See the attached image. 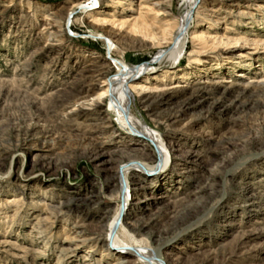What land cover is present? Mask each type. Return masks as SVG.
Returning <instances> with one entry per match:
<instances>
[{
  "label": "rangeland",
  "instance_id": "1",
  "mask_svg": "<svg viewBox=\"0 0 264 264\" xmlns=\"http://www.w3.org/2000/svg\"><path fill=\"white\" fill-rule=\"evenodd\" d=\"M76 1L0 0V264H142L101 242L125 197L116 169L163 161L105 98L89 102L118 75L113 58L152 66L129 111L160 131L171 161L155 179L130 175L143 186L123 239L169 264H264V0H199L175 65L155 57L183 0H98L68 20ZM82 89L87 102L74 99Z\"/></svg>",
  "mask_w": 264,
  "mask_h": 264
},
{
  "label": "bare ground",
  "instance_id": "2",
  "mask_svg": "<svg viewBox=\"0 0 264 264\" xmlns=\"http://www.w3.org/2000/svg\"><path fill=\"white\" fill-rule=\"evenodd\" d=\"M186 4V11L184 13L178 15L176 21V27L173 34H170L168 40V46H164L165 48L163 51L155 57V60L159 65L162 63H169L171 65H175L178 61H180L182 55H184L185 45H186V37L187 31L190 22L193 20V12L197 8V3L199 0H183ZM159 3V2H156ZM98 5V0H77L73 3L69 8L68 20L72 18L73 14L77 12V9H85V8H93ZM184 7V6H183ZM157 15L161 13V11L156 10ZM161 15V14H160ZM139 20V19H138ZM137 20V21H138ZM140 21V20H139ZM140 24V23H139ZM141 27L145 29L149 27L147 22H143L141 20ZM151 30L152 36L156 38V36H160V39L157 40L160 43V40L165 38L167 34L166 29H159ZM148 30V29H147ZM92 33V32H91ZM93 36L99 37L103 36L102 33L96 31L92 33ZM106 35V34H105ZM115 37V36H114ZM107 39V48H109L110 52L113 49V41L110 35L105 37ZM240 40V39H237ZM260 42H264V40L259 39ZM113 64L116 66L117 70L119 71L116 77L106 78L104 81V85H97V92L95 93V100L90 102L91 106L95 103H100V100L103 99L107 102L106 109L107 113L115 118L117 124L124 129L125 131L131 133L129 134L132 138L133 134L144 136V138L149 141L151 144L158 150V154L161 155L163 161L160 165L152 168L149 167L145 174V169L142 168L144 166L142 163L138 162H124L121 166L116 169V176H117V187L119 191H124L125 197L120 204L118 205L117 209L113 213L112 217L108 219L106 223V229L103 232L104 239L101 242L104 243L107 250L112 252L113 254H123L124 251L132 252L135 257L136 261L141 262L142 264H169L167 263L165 257L159 254L157 249H150L144 246H136L129 244L125 241L120 234V230L124 227V220L127 218L129 214L128 209L133 204V196L136 194V189L138 187L143 186L142 184L136 185V182L129 181L130 175L134 173H141L147 178L155 179L157 176V171H161L165 167H169L171 165V161L169 160L170 157L168 156L166 150V142L160 131L153 130L144 120L136 117L129 111V96L128 91L130 88H136L137 86H141L142 89H148L147 85L138 83L136 84V80L138 75L145 73L146 71L153 70L152 66H130L123 62L122 60H117L113 58ZM155 68V67H154ZM173 68V67H172ZM168 67L164 69V73L168 71ZM104 72V71H103ZM155 74V73H154ZM155 74L154 76H156ZM148 75L144 76L145 81L147 82ZM155 79V77H153ZM249 85V84H248ZM96 86V87H97ZM246 87L247 84H246ZM245 87V88H246ZM88 91L87 90H80L74 96L75 101H86ZM168 92H161L160 95L166 96ZM159 95V96H160ZM158 97V96H156ZM87 102V101H86ZM72 109V108H71ZM71 111V110H70ZM104 120L109 122L107 117L104 115ZM170 161V162H169ZM154 171V173H153ZM162 172H164L162 170ZM150 173H152L150 175ZM156 175V176H155ZM159 176V175H158ZM158 178V177H157ZM123 179L122 182L120 180ZM91 197L95 195L91 193ZM109 214V212H107Z\"/></svg>",
  "mask_w": 264,
  "mask_h": 264
}]
</instances>
